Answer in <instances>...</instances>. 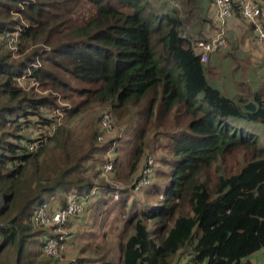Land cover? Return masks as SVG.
<instances>
[{
    "label": "trees",
    "instance_id": "1",
    "mask_svg": "<svg viewBox=\"0 0 264 264\" xmlns=\"http://www.w3.org/2000/svg\"><path fill=\"white\" fill-rule=\"evenodd\" d=\"M178 2L181 12L157 13L160 6L145 0H0V37L16 31L20 47L13 59L0 41V264H55L58 258L42 253L48 234L32 226L34 210L57 192L64 207L68 193L83 197L94 187L81 169L88 158L43 185V146L27 151L33 140L26 128L42 134L55 121L43 111L62 109L56 94L71 104L62 109L68 118L91 105L120 118L137 108L136 127L116 148L121 154L111 177L129 178L146 155L157 166L145 199L127 207L115 257L100 254L99 264H175L181 255L194 264H243L264 249V147L240 128L264 125V100L255 94L250 112L245 98L230 99L209 84L208 60L191 45L208 38L192 41L181 29L197 30L212 0ZM14 10L26 23L12 18ZM18 80L48 93L38 95ZM121 192L114 201L113 189L103 186L88 206L98 215L124 208L135 195ZM38 235L43 239L33 250Z\"/></svg>",
    "mask_w": 264,
    "mask_h": 264
},
{
    "label": "rangeland",
    "instance_id": "2",
    "mask_svg": "<svg viewBox=\"0 0 264 264\" xmlns=\"http://www.w3.org/2000/svg\"><path fill=\"white\" fill-rule=\"evenodd\" d=\"M146 2H148L149 4H152V6L156 7L159 5L164 6L165 8H157V13H170V10H173L172 7L168 6L166 4V2L164 0H145ZM182 7L179 6L178 10L179 12H181ZM20 11L14 10L11 13V16L13 19H20L23 23H26V21H24V19L22 20L21 15L19 14ZM207 17L205 16V23H207V27L205 30H203L204 35L202 34V29H200L198 31V33H200L199 37L194 36L195 34V29L193 30L191 25H184V27L181 29V35L185 36V38H190V40L195 41L197 39H203L206 36L210 35L212 36L214 31H215V23L213 21V17H212V12H208L206 13ZM194 32V33H193ZM252 32V29H251ZM5 34H8V32H6ZM208 37H211V36ZM207 37V38H208ZM255 39V38H254ZM19 42V41H18ZM8 45L11 46L12 49H10L8 47L7 44L5 43H1V45L8 49L9 52H11L12 54V58L13 59H18L20 57V55H18V52H20V47L18 44L13 45L12 40L10 42H7ZM226 47V45H225ZM224 47V48H225ZM30 51V49H29ZM27 84V86L29 88H33V91L36 92V94L38 95H45L48 92L47 91H43L40 89V87H38L36 84H31V82L26 81L24 84H22L23 87H25ZM57 96V104L62 108H70L71 104L67 101L62 100L61 96L59 94H56ZM137 108H133L132 111L129 109V112H126L123 114V116L120 118L116 115L115 112H113L112 110H110L108 107H102V106H97V105H91L88 106L85 110H83L79 115H77L74 118H68L64 112L62 113H57L58 109H56L55 111L52 110V112L48 111V110H44L43 111V115L48 117V118H53L58 116V114H62V119L59 122V126L57 125V130L55 131V135L48 140L42 147V153L40 155V159L39 162L41 163V171L39 173V176L41 178V182L43 183V185H47V184H52V181L57 179V174L58 172L61 171V169H66V168H70L76 165L77 160L80 158V160L83 158H88L87 161L82 163V167L81 169L86 170L87 169V173L86 176L87 178H91L92 182L94 185L99 186V188L104 187H109L110 189L118 187L119 189H123V190H129L130 186L134 183V181L137 178L139 169L141 167L142 161H143V157L141 158V161L138 165V169L132 174V176H130L129 178H124L123 180L121 179H117L114 176L112 177V179L110 180V182L108 184H106L105 182H101L98 179V167L100 165V163H102L103 160V155H104V150L102 149L103 147L106 146L107 143L112 144L113 142H117V147L125 140L127 139L128 134H130L136 127V123H137V119L135 116H133L134 111ZM110 112L111 117H112V125H113V131H114V136H116V138H118V141H116L114 139V136L111 138H108L107 141L105 143H99L96 140V134H97V127H98V123H99V119H100V115L102 114V112ZM56 119V118H55ZM36 120V118L34 119ZM63 128V132H59L58 130ZM241 129H243L244 131H246L247 133H250L252 135H254L258 141V144L260 147H264V125H262L261 123H241L240 126ZM27 131V137L34 140L36 137L39 136V134L41 132H39V130L35 129V128H26ZM59 132V133H58ZM153 132H150L148 134V137L151 136ZM94 135H95V140H94ZM163 143V142H161ZM154 145V143L152 144V146ZM161 145V144H160ZM94 148V151H91V149ZM100 148L102 149V151H97ZM155 148H157V146H155ZM92 152V153H91ZM121 153L116 152V156L120 155ZM155 154L157 156V158L161 156V152L160 149H156ZM165 156L166 159L170 158L168 156V152L167 155L163 154ZM158 158V159H159ZM238 159L240 160V157L238 156ZM33 161H29L28 166H30L32 164ZM232 165H235L234 162H232ZM91 166V167H90ZM238 166L235 165L236 169ZM44 168V169H43ZM163 170H167V167L162 168ZM126 169H125V173H126ZM95 174L96 177H95ZM39 178V179H40ZM38 179V180H39ZM163 190V188H161ZM161 190V191H162ZM56 191V190H55ZM61 192V191H60ZM98 192H100L101 194V189L98 190ZM59 192H57L56 195H58ZM132 195V194H130ZM137 196L133 197L132 199L130 198L128 200V203L126 205V207H116L115 209L111 210L108 214H102L104 218H108V216H117L119 220H116L115 222H113V220L110 222V225L108 226H103V228L100 229V234L102 233V231L106 232L104 235V238L101 240H96L93 243H91L90 246H88V251L86 252L85 247H83L84 245H82L83 249L82 251H85L83 253H87L88 255L93 254L94 249L97 250H102L100 248L105 247L107 248L108 246L111 245H115L114 242L116 241V236L119 233V229L116 228L117 225L122 224V220L125 218V214L127 212V207L132 203L133 199L135 198H144L143 194L139 193L136 194ZM108 196V195H107ZM59 197V196H58ZM107 198L106 196H103L101 198ZM59 199V198H58ZM49 200H51L52 202L56 203V199L54 198H50ZM152 201H156V198L154 197L152 199ZM59 202H61V200H59ZM95 203H92V205ZM91 205L87 207L85 215L84 216H102V215H98V212L95 210V208H91ZM95 213V214H94ZM123 216V217H122ZM102 217V218H103ZM90 221V220H89ZM94 227H98V223L96 222V224H93ZM105 225V224H104ZM33 231L35 232L36 230L33 229ZM38 231V230H37ZM85 237L86 235H89L91 233H87L85 232ZM118 238V237H117ZM34 242H37V245H33V250H37V248L39 247V242L42 241V237H40V235L38 236H34ZM90 240V239H89ZM88 240V241H89ZM93 240V239H91ZM99 242V243H98ZM9 255V254H8ZM8 258V256H7ZM75 258L72 257L68 260H63L62 259H54L55 264H67L70 263L71 260H74ZM75 261V260H74Z\"/></svg>",
    "mask_w": 264,
    "mask_h": 264
},
{
    "label": "built area",
    "instance_id": "3",
    "mask_svg": "<svg viewBox=\"0 0 264 264\" xmlns=\"http://www.w3.org/2000/svg\"><path fill=\"white\" fill-rule=\"evenodd\" d=\"M166 4L172 8L178 9V0H164ZM264 1L263 0H212L211 12L213 21L215 23V31L207 41H196L192 42V48L194 52L200 55L202 62H207L209 54H213L226 45V31L227 22L235 14L239 18L252 26V33L256 42L264 43V25L261 20ZM24 3L18 5L19 9H23ZM181 37L185 38V36ZM12 40L13 45L18 44V32H8L0 37L1 43H5ZM10 49L11 46L8 45ZM18 80L20 87H23L21 82ZM33 85V82L31 81ZM35 84V83H34ZM65 107H62L64 109ZM62 109H58L57 113H62ZM55 121L46 127L41 135L36 137L32 142L27 145V151L29 153H35L39 147L43 146L50 138L53 137L55 131L58 129L59 122L62 119V114H58ZM114 136L112 117L110 112H102L100 120L97 127L96 140L99 143H105L108 138ZM116 136H114V139ZM118 141V138L115 139ZM117 142L109 144L105 149L103 155V164L100 167L98 174V179L101 182L108 184L112 179L111 174L113 172V164L116 157ZM156 163L151 155H146L143 158L141 167L139 169L138 175L134 183L130 186L126 193H141L146 190L151 184L156 171ZM103 188V187H102ZM99 186L94 185L90 193L86 196L80 197L74 193H68L65 197L64 207H53L51 200H47L45 203L38 206L32 216L31 224L36 229H42L47 232L48 237L42 247V253L45 256L62 259V253L64 252L65 245L64 241L66 233L64 229L67 223L82 214L87 205L91 201H96L98 198V190L102 189ZM112 199L114 201H119L124 193L118 187L112 188ZM64 259V257H63ZM71 261L67 264H72Z\"/></svg>",
    "mask_w": 264,
    "mask_h": 264
},
{
    "label": "crops",
    "instance_id": "4",
    "mask_svg": "<svg viewBox=\"0 0 264 264\" xmlns=\"http://www.w3.org/2000/svg\"><path fill=\"white\" fill-rule=\"evenodd\" d=\"M208 8L207 11L205 10L206 13H208ZM209 12H211V6ZM261 20L264 24V11L262 12ZM206 27L207 23H205V21L202 22L201 25L199 24L196 27L197 30L194 31V36H200V33H198L200 29H202V34L204 35L203 30H205ZM226 28V47L209 55L208 62L206 63V79L213 88L230 99H236L241 96L247 100V103L252 102L254 104L253 96L256 94L259 95L260 99L264 100V43L255 41L253 33L251 32L252 26L243 22L237 14L228 20ZM192 29L194 30L193 27ZM134 195L137 196L136 194ZM51 197L56 199V203L51 201L52 206L60 207L58 195H53ZM91 202L93 203L94 201ZM86 209L82 214L71 219L64 229L67 237L64 241L65 249L62 253V258L64 257L63 260H68L74 257L75 261L77 259H82L84 264H99L98 260L100 259V254H106L107 258L115 257L114 255L119 243L118 234L114 242L115 245L108 246L107 248H105L106 246L100 248L102 250L94 249L91 255L83 253L85 251H82V249L85 247L87 252L89 250L88 246H90L91 243L99 239L102 240L106 232L102 231L100 234V229L103 228V226L105 228V226L110 225L112 220L115 222L119 219L117 216H108L107 219L103 216H84ZM119 221H121V219ZM96 222L99 228L94 227L93 224H96ZM116 228L120 231L121 224L117 225ZM85 232L91 234L85 237ZM82 245L84 246L82 247ZM174 261L175 264H194L187 255H181L175 258ZM242 263L264 264V249L250 255L244 259Z\"/></svg>",
    "mask_w": 264,
    "mask_h": 264
},
{
    "label": "water",
    "instance_id": "5",
    "mask_svg": "<svg viewBox=\"0 0 264 264\" xmlns=\"http://www.w3.org/2000/svg\"><path fill=\"white\" fill-rule=\"evenodd\" d=\"M244 107L247 111L250 112H253L256 109L255 105L252 102H248Z\"/></svg>",
    "mask_w": 264,
    "mask_h": 264
}]
</instances>
